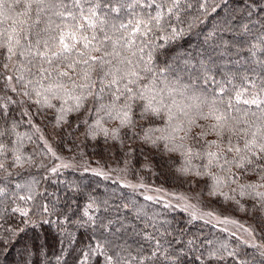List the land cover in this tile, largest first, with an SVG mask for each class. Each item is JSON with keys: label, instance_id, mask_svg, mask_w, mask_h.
<instances>
[{"label": "snow or ice", "instance_id": "snow-or-ice-1", "mask_svg": "<svg viewBox=\"0 0 264 264\" xmlns=\"http://www.w3.org/2000/svg\"><path fill=\"white\" fill-rule=\"evenodd\" d=\"M264 264V0H0V261Z\"/></svg>", "mask_w": 264, "mask_h": 264}, {"label": "trees", "instance_id": "trees-1", "mask_svg": "<svg viewBox=\"0 0 264 264\" xmlns=\"http://www.w3.org/2000/svg\"><path fill=\"white\" fill-rule=\"evenodd\" d=\"M14 259H18V257L15 256V253L10 254V255H9V261H8V264H12V261H13ZM0 264H4V262H3V261H0Z\"/></svg>", "mask_w": 264, "mask_h": 264}]
</instances>
